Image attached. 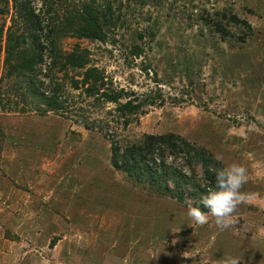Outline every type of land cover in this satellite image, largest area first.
Masks as SVG:
<instances>
[{"label":"rangeland","instance_id":"rangeland-1","mask_svg":"<svg viewBox=\"0 0 264 264\" xmlns=\"http://www.w3.org/2000/svg\"><path fill=\"white\" fill-rule=\"evenodd\" d=\"M53 1L110 5L105 42L67 38L63 48L88 49L115 90L162 93V106L144 107L119 135L175 133L224 167L239 163L249 199L228 229L214 218L195 225L186 205L132 189L100 132L53 113L2 112L0 264H264V0Z\"/></svg>","mask_w":264,"mask_h":264},{"label":"trees","instance_id":"trees-1","mask_svg":"<svg viewBox=\"0 0 264 264\" xmlns=\"http://www.w3.org/2000/svg\"><path fill=\"white\" fill-rule=\"evenodd\" d=\"M93 2L67 11L53 0H3L0 113H53L96 130L109 143L111 167L132 189L184 205L190 197L194 206L202 207L200 197L215 187V174L209 166L224 167L213 153L175 133L144 134L134 140L119 135L144 114V107L162 106V93L141 96L122 88L115 90L105 73L92 66L88 49L78 44L70 50L63 48L67 38L107 40L114 25L111 6L102 9ZM243 23L251 36L250 26ZM213 25L222 29L217 22ZM131 53L139 57L142 49L133 46ZM97 109L104 111L101 118L94 117ZM4 138L0 127V153Z\"/></svg>","mask_w":264,"mask_h":264},{"label":"clouds","instance_id":"clouds-1","mask_svg":"<svg viewBox=\"0 0 264 264\" xmlns=\"http://www.w3.org/2000/svg\"><path fill=\"white\" fill-rule=\"evenodd\" d=\"M214 159L223 162L220 154L215 155ZM209 171L215 174V187L209 188L200 197L199 204L202 207L194 206L192 199L186 197L187 215L195 225L204 226L210 222V218H214L217 227L228 229L237 222L234 216L237 209L249 199L248 194L241 191L250 179L248 169L239 163H232L222 168L209 166ZM185 174H189L187 170ZM226 264L240 262L237 258H231Z\"/></svg>","mask_w":264,"mask_h":264}]
</instances>
